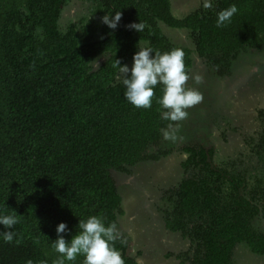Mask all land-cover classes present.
<instances>
[{"label":"trees","instance_id":"16d2710c","mask_svg":"<svg viewBox=\"0 0 264 264\" xmlns=\"http://www.w3.org/2000/svg\"><path fill=\"white\" fill-rule=\"evenodd\" d=\"M62 1L0 0V216L20 215L11 229L13 242L0 235V264L28 259L52 264L59 255L52 245L60 223L67 225L60 234L66 241L79 231V220L89 216L118 227L124 209L111 171L130 174L134 164L162 154H144L169 123L161 119L156 102L162 85L156 86L150 109L135 108L124 97L126 87L112 67L114 60L124 66L144 42L153 55L182 48L190 70L192 50L172 43L160 22L188 30L193 51L216 63L221 59L217 55L229 57L255 45L264 31V0H211L212 8L181 18L172 14L170 0H87L99 17L104 11L110 19L122 13L115 29L90 19L60 29ZM231 5L237 13L218 28L217 13ZM138 22L148 27L143 32L126 27ZM102 54L106 59L94 69L93 60ZM182 123L191 128L189 118ZM206 123L204 118L195 130L204 133ZM187 140L182 165L198 167L202 174L179 181L164 220L170 231L187 235L196 246L192 258L178 254L176 259L183 257L182 264H234L233 248L239 243L264 256V229L251 223L264 209V191L251 185L247 190L243 174L214 165L211 144ZM254 149L264 153V133ZM8 230L0 225V233ZM122 237L115 247L125 264H140L127 255L130 239ZM83 259L65 264H83Z\"/></svg>","mask_w":264,"mask_h":264},{"label":"rangeland","instance_id":"374dc122","mask_svg":"<svg viewBox=\"0 0 264 264\" xmlns=\"http://www.w3.org/2000/svg\"><path fill=\"white\" fill-rule=\"evenodd\" d=\"M170 3L172 14L181 18L203 8L204 0H170ZM93 5L87 0H63L58 18L60 29L83 19L101 22L107 12H102L99 17L91 12ZM159 26L176 46L192 50L190 71L204 77L201 85H196L191 79L188 81V86L198 87L203 92L204 102L188 110L191 128L184 127L185 123H182L180 135H187L186 142L191 138L194 143L211 144L214 165L243 174L247 190L251 185L257 186L258 191H264V153L254 149L255 142L264 133V113L261 112H264V31L255 45H245L229 57L217 55L221 59L216 63L214 59L213 62L202 58L193 51L188 30L171 28L162 22ZM144 44L140 42L141 47ZM105 56L102 54L93 60L92 67L96 69L97 64L106 59ZM132 63L133 60L125 65L131 69ZM194 111L198 112L192 116ZM204 118L208 120L201 127L205 135L195 130ZM191 132L198 133V136L193 134L191 137ZM157 140L144 153L155 155L159 151L162 154L157 160L144 158L132 166L130 174L111 171L124 209L118 228L130 239L127 255L140 264H182L184 258L178 260L176 255L192 258L196 245L187 235L183 237L179 231H170L165 226L164 217L171 211L170 194L179 181L194 174L199 176L202 170L193 166L183 167L187 157L183 152L185 144L165 141L162 133ZM169 148L170 153H164ZM260 208L263 207L260 205ZM262 211L251 218L252 225L259 230L264 229ZM232 259L234 264H264V256L252 253L243 243L234 246Z\"/></svg>","mask_w":264,"mask_h":264},{"label":"clouds","instance_id":"9594fccd","mask_svg":"<svg viewBox=\"0 0 264 264\" xmlns=\"http://www.w3.org/2000/svg\"><path fill=\"white\" fill-rule=\"evenodd\" d=\"M211 0H204L203 7L212 8ZM238 9L235 5L217 13L216 26L223 27L231 22V18ZM122 19V13L117 11L112 18L105 15L102 23L110 29H115ZM129 29L143 32L147 26L144 22L126 25ZM151 47L140 48L132 57L131 69L127 65L121 66L119 59L114 60L112 67L118 69L119 78L126 87L125 99L135 108L150 109L153 100L156 99V86L162 85V95L156 102L160 105L161 119L168 121L166 127L161 130L162 138L172 144H182L185 137L180 135L181 122L189 118V109L204 102V94L198 87L188 86L191 79L196 85L204 82L201 74H193L186 67L185 52L182 48H173L161 53ZM99 68V65L97 64ZM20 215L13 211L9 215L0 216V225L10 229L0 233L6 243H12L15 232L11 229L19 222ZM79 231L72 236L70 241L60 235L67 231V225L60 223L56 227L57 239L52 247L59 254L52 264H65L66 261L74 262L78 256H83V264H125L120 251L115 247L117 240H122V233L116 223L107 226L100 216H89L86 220H79ZM19 243V241H16ZM25 264H33L31 259ZM39 264H47L40 261Z\"/></svg>","mask_w":264,"mask_h":264}]
</instances>
